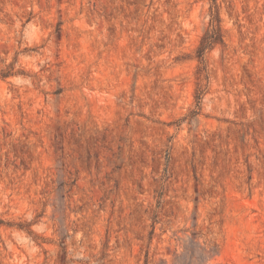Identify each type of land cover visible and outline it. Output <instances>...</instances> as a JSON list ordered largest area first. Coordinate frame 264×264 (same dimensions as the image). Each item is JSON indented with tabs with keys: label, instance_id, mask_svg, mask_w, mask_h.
Segmentation results:
<instances>
[{
	"label": "rangeland",
	"instance_id": "obj_1",
	"mask_svg": "<svg viewBox=\"0 0 264 264\" xmlns=\"http://www.w3.org/2000/svg\"><path fill=\"white\" fill-rule=\"evenodd\" d=\"M216 4L200 62L210 0H0V264H264V0Z\"/></svg>",
	"mask_w": 264,
	"mask_h": 264
},
{
	"label": "trees",
	"instance_id": "obj_2",
	"mask_svg": "<svg viewBox=\"0 0 264 264\" xmlns=\"http://www.w3.org/2000/svg\"><path fill=\"white\" fill-rule=\"evenodd\" d=\"M210 9H209V22L207 28L204 33L200 37L199 44L196 48V57L201 62L204 52L212 49L216 44H223V27L221 24V18L219 16L216 0H210ZM203 67H199L198 69V79L202 75ZM9 72H2V76H7ZM202 94L201 86L197 89L196 94V107L199 105ZM198 108V107H197ZM193 113H197V111H193ZM0 223L2 221L0 220ZM28 233H31V230H28Z\"/></svg>",
	"mask_w": 264,
	"mask_h": 264
}]
</instances>
